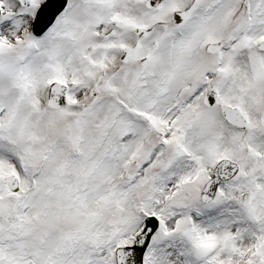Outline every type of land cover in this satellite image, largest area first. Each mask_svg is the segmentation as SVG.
<instances>
[{
  "label": "snow or ice",
  "instance_id": "snow-or-ice-1",
  "mask_svg": "<svg viewBox=\"0 0 264 264\" xmlns=\"http://www.w3.org/2000/svg\"><path fill=\"white\" fill-rule=\"evenodd\" d=\"M0 264H264V0H0Z\"/></svg>",
  "mask_w": 264,
  "mask_h": 264
}]
</instances>
